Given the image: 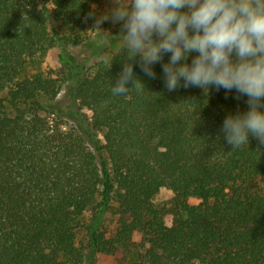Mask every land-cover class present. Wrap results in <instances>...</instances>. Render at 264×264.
Here are the masks:
<instances>
[{
	"label": "trees",
	"instance_id": "16d2710c",
	"mask_svg": "<svg viewBox=\"0 0 264 264\" xmlns=\"http://www.w3.org/2000/svg\"><path fill=\"white\" fill-rule=\"evenodd\" d=\"M98 2L0 0V264H85L83 228L92 250L136 251L133 264H264V144L250 134L231 149L222 132L247 97L170 92L160 63L152 79L135 61L145 87L114 95L128 53H106ZM53 45L64 69L43 73ZM80 46L81 58L67 50ZM161 188L176 195L171 216L152 207ZM113 196L122 216L105 239L94 223Z\"/></svg>",
	"mask_w": 264,
	"mask_h": 264
},
{
	"label": "clouds",
	"instance_id": "9594fccd",
	"mask_svg": "<svg viewBox=\"0 0 264 264\" xmlns=\"http://www.w3.org/2000/svg\"><path fill=\"white\" fill-rule=\"evenodd\" d=\"M106 21L121 24L128 53L114 95L145 87L134 61L152 79L153 65L160 63L170 92L182 86L246 96L247 111L227 114L222 132L231 149L248 146L250 134L264 144V0H113L92 29L104 32L100 25ZM191 53L196 55L188 63Z\"/></svg>",
	"mask_w": 264,
	"mask_h": 264
},
{
	"label": "rangeland",
	"instance_id": "374dc122",
	"mask_svg": "<svg viewBox=\"0 0 264 264\" xmlns=\"http://www.w3.org/2000/svg\"><path fill=\"white\" fill-rule=\"evenodd\" d=\"M113 6V0H99L96 7V16H100L102 13L108 11ZM101 29L104 32H99V37L103 44L106 45V53L113 51L122 46V35L121 33V24H113L110 21H106L100 25ZM49 28L51 31H57L59 33L60 26L59 22L51 15L49 20ZM104 45V46H105ZM68 52L78 58L84 57L86 51L80 47L77 48H68ZM60 52V47L53 45L46 50L45 55L40 60L39 69L43 73H57L64 69L63 64L58 58ZM66 87L64 86L61 96L64 94ZM4 94L0 93V96ZM64 100V99H63ZM88 114V113H87ZM97 138L101 140V134L97 135ZM176 195L167 188H161L159 192L152 199V207L159 212L161 215H173L177 211V200ZM190 203H196V199H189ZM99 199H96L94 203L84 212L82 217V222L85 226L92 224L91 217L94 213L99 210L97 205ZM122 216V211L120 204L116 198L113 196L109 201L107 207L102 210L99 215L98 221L95 224V231L97 234L102 235L105 239H111L114 232L118 228V221ZM139 234L134 236V240L138 241ZM77 242L85 246L84 252L86 255L85 264H133L136 258V251L130 253H123L122 250L117 251L116 253L108 252L106 250L100 251L92 250L90 246V234L86 228L79 229Z\"/></svg>",
	"mask_w": 264,
	"mask_h": 264
}]
</instances>
